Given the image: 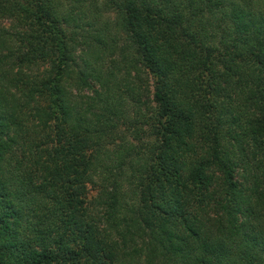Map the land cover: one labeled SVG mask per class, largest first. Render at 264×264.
I'll return each instance as SVG.
<instances>
[{
    "label": "trees",
    "instance_id": "obj_1",
    "mask_svg": "<svg viewBox=\"0 0 264 264\" xmlns=\"http://www.w3.org/2000/svg\"><path fill=\"white\" fill-rule=\"evenodd\" d=\"M4 17L0 264H264V0Z\"/></svg>",
    "mask_w": 264,
    "mask_h": 264
},
{
    "label": "rangeland",
    "instance_id": "obj_2",
    "mask_svg": "<svg viewBox=\"0 0 264 264\" xmlns=\"http://www.w3.org/2000/svg\"><path fill=\"white\" fill-rule=\"evenodd\" d=\"M109 18L110 19H113L114 18V14L113 13H110V14H104V15H102V19L103 20H106V19H109ZM0 26H4L5 27V31H6L7 35L8 34L14 35V33H15L16 29H17V27H16L17 26L16 21L14 19L12 20V19H10L8 17H4V18H1L0 19ZM114 32H117V34H118L117 47H118V50H119V48L122 45H125V43H126L125 35L122 34V31L119 30V29L117 31L114 29ZM11 37H13V36H11ZM118 50L115 53L112 54V57L115 58V59H120V54L118 53ZM105 57H106V64L107 63L109 64V61H107V58H109V55L108 56L106 55ZM141 76H142L143 80L145 78L147 79L148 84H149L148 86H150L149 88L151 90H153L152 85H151L152 82H153L151 75H149L146 71H144V73H142ZM124 129H125V127H124V125H122L116 131H117V133L119 135L122 136V135H124V133H123ZM126 137L128 138V140L134 141V139L132 137H129L127 135H126ZM118 141L119 140L116 139L115 142H118Z\"/></svg>",
    "mask_w": 264,
    "mask_h": 264
}]
</instances>
